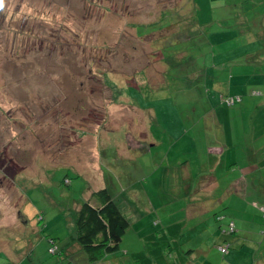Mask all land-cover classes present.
<instances>
[{"label": "rangeland", "instance_id": "obj_1", "mask_svg": "<svg viewBox=\"0 0 264 264\" xmlns=\"http://www.w3.org/2000/svg\"><path fill=\"white\" fill-rule=\"evenodd\" d=\"M262 99L264 0H3L0 264H91L82 248L54 254L49 238L76 240L84 189L104 173L131 221L113 258L134 264L140 237L185 220L194 264H210L207 241L212 258L235 259L238 239L244 261L247 233L264 241V212L234 209L264 197L240 194L244 162L231 165L238 150L219 132L263 133ZM220 151L228 164L212 170Z\"/></svg>", "mask_w": 264, "mask_h": 264}, {"label": "trees", "instance_id": "obj_2", "mask_svg": "<svg viewBox=\"0 0 264 264\" xmlns=\"http://www.w3.org/2000/svg\"><path fill=\"white\" fill-rule=\"evenodd\" d=\"M239 96L229 99L230 104L240 101ZM234 103H231L232 100ZM67 180L69 178L66 177ZM71 181V180H69ZM76 241L86 253L91 263L103 261L106 256L121 250L123 238L131 227L130 219L119 207L109 187L94 191L81 205L77 219ZM185 222H176L145 237L147 247L131 253L134 264H193L192 249L182 248L181 237ZM236 230V228H235ZM234 230V231H235ZM50 237L54 243V254L61 253L59 241Z\"/></svg>", "mask_w": 264, "mask_h": 264}, {"label": "crops", "instance_id": "obj_3", "mask_svg": "<svg viewBox=\"0 0 264 264\" xmlns=\"http://www.w3.org/2000/svg\"><path fill=\"white\" fill-rule=\"evenodd\" d=\"M262 95H263V91L261 89L256 88V87L253 88L252 98L260 97ZM258 103H264V99H262V102L258 101ZM258 119H259V117H258ZM261 121H264V118L261 119ZM219 134L223 138L224 137L226 138L228 135H230L231 143H229V144H231V147L237 148V150H238V153H235V154H233L231 152L232 156L227 159V160L232 162L231 165L233 164L234 166H237L238 164H240V163L242 164L244 162L242 167H241V165H238L239 167L243 168V177L240 180L238 185H237V181H236L232 184V186H234V184L239 186V188H241L242 191L244 192V193H240L242 196L245 194L248 197V195H250V192H253L252 195L255 198L257 193L262 192L261 193L262 197H264V182L257 181V179H258L257 176H259V175L255 176V174H257L259 172V170H261L262 174H264V131H263V133L259 134V130H256L254 125H253L252 129L244 131L241 134L239 131H236V130L231 131L229 134L227 131L222 130L219 132ZM257 138H261V139L258 141ZM225 145L228 146V142ZM210 159L212 162V164H211L212 170L219 168V167H222L224 165V163L228 164V161H226L225 154H223V152H221V151L216 153V154H210ZM108 166L109 167L111 166L113 168V165H111V164ZM232 168L234 169V171L238 170L237 167H235V168L232 167ZM79 175H82V174H79ZM103 175H104V181H103V185L101 187H96L94 189L91 187H86L84 189V196H83L82 202L79 204L78 210L80 209L83 202L87 198H89L94 191H96L100 188H103V187H109V189L111 190L109 184L106 181V176H105L106 174L104 173ZM251 178L254 179L253 182H251ZM214 180L215 179H211L210 181H207V183L203 184L204 185L203 186L204 194L202 195V198L204 196L208 195L212 190H214L216 188L214 185L215 183H213ZM250 185H251L252 189H250ZM213 186H214V188H213ZM90 190H92V191L90 192ZM111 192H112V190H111ZM237 192H239V191H237ZM135 193L137 194V192H135ZM85 194L88 195L86 198H85ZM130 196L133 198L135 197L134 194H132V195L130 194ZM262 205H264V199L261 203H259L258 199H256V200L253 199V204H246V203L243 204V202L240 201L239 207H241L242 209H240V210L234 209V210L240 212L241 214H243V213L244 214H252V217H255L257 215L253 216V214L257 211H259V213L263 214L264 211H262ZM199 208L201 209L202 206L201 207L197 206V208H195L194 210L197 211V209H199ZM222 217L223 216H219L218 220H220ZM262 219L264 222V218H262ZM178 222H185V224H186L185 220H181ZM241 230H242V228H241ZM260 230H261V232H263L264 228L260 229ZM145 232L146 231H143V233H145ZM152 233H154V232H152ZM149 234H151V233H146V236ZM247 234H248V236H250L249 237L250 241H248V245H249L248 248L251 249V252H250V254H248V258H246L244 261L240 260L242 257V254L245 253L244 249H237V247H235L236 244H240L239 239L236 240L233 245H231V248H229L230 250L232 249V251L237 252L235 255L236 256L235 259L232 260L231 259L232 257H230L229 255H228L229 259H226V260L225 259L223 260L219 257L212 258V255L216 256L217 254H215L213 251L212 252L209 251L212 248L210 241H207L206 242L207 244H205L204 247L200 250L199 253H200V256L202 257L201 259H204L205 261H209L210 264H264V241H260L258 243L256 241L257 237L255 236V234L254 235H250L249 233H247ZM139 236H141V235H139ZM243 238H246V237H243ZM251 238L254 240H252ZM142 239L145 240L144 237H140L141 242H142ZM145 242H146V240H145ZM59 244L61 246V251H62L61 254L63 256V259H71L72 260L73 256L76 254V252L81 250V246L78 244V242L76 240L73 243H69V242L68 243H65V242L61 243L59 241ZM208 244H209V246H208ZM229 244H231V243H229ZM215 245H217V244L215 243ZM245 245H247V243L245 244V242H244V245L242 244L241 247L244 248ZM146 247H147V243H146ZM190 252L192 253V255L190 256V259L192 260V262L194 264V257L197 255V252L195 251V249H192V251H190ZM260 252H262L261 255H260ZM125 253H129L128 249H125ZM115 260H118L119 264H121V263L124 264L126 261L124 259L113 258L112 255L106 256L103 259V261H105L107 264H108V262L115 261ZM91 264H100V262L91 263Z\"/></svg>", "mask_w": 264, "mask_h": 264}, {"label": "built area", "instance_id": "obj_4", "mask_svg": "<svg viewBox=\"0 0 264 264\" xmlns=\"http://www.w3.org/2000/svg\"><path fill=\"white\" fill-rule=\"evenodd\" d=\"M240 99V98H239ZM234 101H236L235 99L231 101V103H234ZM264 210V207L262 208ZM232 230L234 231L235 230V227H234V223L232 224ZM225 248V247H223ZM55 248L52 249V251H54Z\"/></svg>", "mask_w": 264, "mask_h": 264}, {"label": "clouds", "instance_id": "obj_5", "mask_svg": "<svg viewBox=\"0 0 264 264\" xmlns=\"http://www.w3.org/2000/svg\"><path fill=\"white\" fill-rule=\"evenodd\" d=\"M3 6V0H0V7Z\"/></svg>", "mask_w": 264, "mask_h": 264}]
</instances>
